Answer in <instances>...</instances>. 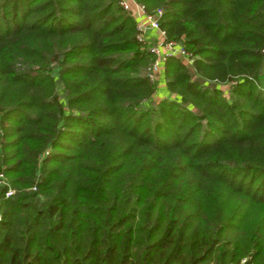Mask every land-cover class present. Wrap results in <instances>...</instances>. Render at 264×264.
<instances>
[{
  "label": "trees",
  "instance_id": "trees-1",
  "mask_svg": "<svg viewBox=\"0 0 264 264\" xmlns=\"http://www.w3.org/2000/svg\"><path fill=\"white\" fill-rule=\"evenodd\" d=\"M137 1L172 97L118 0H0V264H264V0Z\"/></svg>",
  "mask_w": 264,
  "mask_h": 264
},
{
  "label": "built area",
  "instance_id": "built-area-1",
  "mask_svg": "<svg viewBox=\"0 0 264 264\" xmlns=\"http://www.w3.org/2000/svg\"><path fill=\"white\" fill-rule=\"evenodd\" d=\"M119 4L130 12L136 19L138 29L137 38L146 46V48L154 55V59L148 67V74L154 78L160 67V61L164 60L169 55L178 54L182 59L192 66L193 57L182 45L174 40L165 38V31L159 25V18L162 14V9L157 7L153 10H148L145 5L137 0H118ZM147 28H155L164 35V39L156 42H149L146 39L145 31ZM2 173L0 172V177ZM12 189L6 191V195H10Z\"/></svg>",
  "mask_w": 264,
  "mask_h": 264
},
{
  "label": "crops",
  "instance_id": "crops-1",
  "mask_svg": "<svg viewBox=\"0 0 264 264\" xmlns=\"http://www.w3.org/2000/svg\"><path fill=\"white\" fill-rule=\"evenodd\" d=\"M146 39L149 42H156L164 39V35L161 34L157 29L155 28H147L145 31ZM177 55V54H175ZM181 59V58H180ZM165 60V59H164ZM164 60L160 61V67L158 72L156 73L154 80L158 86V91L156 93V97L163 98L166 96L171 95L170 91L168 90L165 80H164ZM183 60V59H182ZM184 61V60H183ZM185 62V61H184Z\"/></svg>",
  "mask_w": 264,
  "mask_h": 264
},
{
  "label": "rangeland",
  "instance_id": "rangeland-1",
  "mask_svg": "<svg viewBox=\"0 0 264 264\" xmlns=\"http://www.w3.org/2000/svg\"><path fill=\"white\" fill-rule=\"evenodd\" d=\"M174 56H176V57H178V58H181L182 59V56H180V55H174ZM186 63V62H185ZM187 64V66H189V64L188 63H186ZM192 75H193V77L194 78H198V76H197V74L196 73H194V71L192 70ZM155 77V76H154ZM154 79V78H153ZM262 82H264V80H262ZM207 84H209V85H214L215 84V82L213 81V82H211V81H209V83H207ZM170 97H172V96H174V94L173 93H171V95H169ZM162 98V97H161ZM164 98V97H163ZM156 99H159V97L157 96V98Z\"/></svg>",
  "mask_w": 264,
  "mask_h": 264
}]
</instances>
